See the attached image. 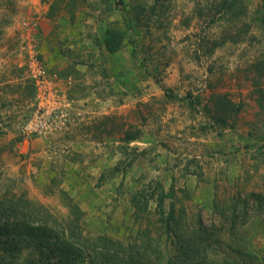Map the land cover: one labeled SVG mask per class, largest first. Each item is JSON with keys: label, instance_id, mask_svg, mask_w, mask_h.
Instances as JSON below:
<instances>
[{"label": "rangeland", "instance_id": "obj_1", "mask_svg": "<svg viewBox=\"0 0 264 264\" xmlns=\"http://www.w3.org/2000/svg\"><path fill=\"white\" fill-rule=\"evenodd\" d=\"M25 1L0 0V56L17 62L11 78L0 80L12 81L20 69L27 84V103L0 102V199L25 197L66 218L67 194L84 212L87 238L134 245L165 264L172 245L156 202L135 220L130 201L150 185L161 183L168 192L174 183L177 214H186L182 231L192 233L200 221L220 234L196 263L264 264V204L258 209L249 199L264 195L258 92L264 95V73L256 67L264 64V31L256 20L264 17V0H238L229 10L222 2L230 0H40L49 10L55 4L46 16ZM44 17L51 30L43 42ZM28 19L38 23L42 64L61 78L57 89L70 122L25 143L21 128L35 98L23 67ZM108 27L126 34L116 55L103 45ZM166 88L182 100L169 101ZM8 89L6 99L19 95ZM188 94L199 100L196 110ZM222 96L242 105L226 128L213 125ZM137 130L141 137L124 144L125 133ZM238 202L239 222L231 228Z\"/></svg>", "mask_w": 264, "mask_h": 264}, {"label": "trees", "instance_id": "obj_2", "mask_svg": "<svg viewBox=\"0 0 264 264\" xmlns=\"http://www.w3.org/2000/svg\"><path fill=\"white\" fill-rule=\"evenodd\" d=\"M238 2V0L224 1L222 9H232ZM120 3L123 4L124 1L121 0ZM54 9L53 3L50 6V15H53ZM142 12L144 11L141 10L138 15ZM72 18L74 20V16ZM256 20L264 31V17ZM125 38L124 31L108 27L104 32L103 45L110 55H116L123 51ZM134 53L135 50L132 49V54ZM258 64L256 67L259 68L257 70L261 76L264 73V64ZM258 92L263 96L261 102L264 103L263 91L259 89ZM165 95L169 101L182 100L169 88L165 89ZM187 98L191 109L196 110L199 103L197 97L188 94ZM215 103L219 115L213 122L214 126L221 125L222 128H226L229 117L237 116L242 110V105H234L226 96L217 97ZM140 137L139 130L127 131L123 143L130 145ZM115 170L117 172L119 168ZM100 178L104 181L105 177L103 175ZM149 188L136 193L131 198L134 219L140 220L144 214L149 213L151 203L155 201L157 221L172 245L165 264H198L196 262L207 256L209 247H212L213 242L219 238V231L215 226L205 227L199 221V227L192 233L183 232L181 228L186 214L184 210L181 214H177L173 202L174 183L171 184L168 192L161 183L150 185ZM65 195L69 201L67 204L69 215L66 218L54 215L44 205L27 200L25 197L5 195L0 199V264H18L22 257L25 258L26 264H164V262L152 261L137 246H124L106 236L94 240L87 238L83 226L84 212L67 194ZM249 197L256 201L258 209L263 207L264 195L252 194ZM170 199L172 201L169 210L166 211L165 204ZM248 201H244V204ZM231 211L230 223L231 228H234L239 222L240 202L235 203ZM223 212L220 214L225 218ZM250 257L252 260L255 258ZM257 258L259 260L258 256Z\"/></svg>", "mask_w": 264, "mask_h": 264}, {"label": "built area", "instance_id": "obj_3", "mask_svg": "<svg viewBox=\"0 0 264 264\" xmlns=\"http://www.w3.org/2000/svg\"><path fill=\"white\" fill-rule=\"evenodd\" d=\"M25 31L24 69L35 88L33 110L21 128L23 141L32 138H46L55 131L67 127L69 113L63 107V96L57 89L61 81L56 72L47 69L41 62L36 42L38 23L28 19L22 23Z\"/></svg>", "mask_w": 264, "mask_h": 264}, {"label": "crops", "instance_id": "obj_4", "mask_svg": "<svg viewBox=\"0 0 264 264\" xmlns=\"http://www.w3.org/2000/svg\"><path fill=\"white\" fill-rule=\"evenodd\" d=\"M25 2L28 5H30V4L33 5L34 9H36V12H38V13L41 12L45 16L48 15L49 7H48V5L42 6V4H41L42 1H40V0H26ZM43 19H44V23H42L43 26L41 29L43 31L44 37L41 34L40 40H42L44 42L47 39L46 35H48L50 30H51V26H50V29L47 30L49 27L50 21L45 20L46 19L45 17ZM44 47L45 46L43 45V49H44ZM16 64H17L16 60H13V59H10L9 57L1 55L0 56V79H3L5 77L11 78L10 74L13 73V67L17 66ZM11 67H12V70L9 69ZM18 70H19V73L18 74L16 73L17 76H12L13 77L12 81H8V79L6 80V82H4L3 80H0V95H1L0 96V102L3 101V105L7 104L8 105L7 108L15 107V104L20 103V102H21V104L23 102L27 103V94H26V90H27L26 85L27 84L25 83V81H23V79L20 76L21 75L20 69H18ZM8 84H11L9 86H13V89L19 92L18 96L17 95L12 96V97H10V99H6L7 96H5V93L9 90L8 89L9 86H7ZM5 86H7L6 89H4ZM15 86H17V87H15ZM8 103H12V105H9Z\"/></svg>", "mask_w": 264, "mask_h": 264}]
</instances>
